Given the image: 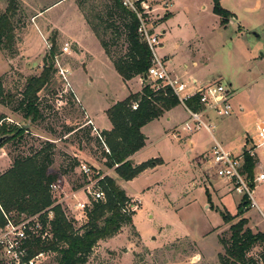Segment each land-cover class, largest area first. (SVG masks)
<instances>
[{
	"label": "rangeland",
	"instance_id": "1",
	"mask_svg": "<svg viewBox=\"0 0 264 264\" xmlns=\"http://www.w3.org/2000/svg\"><path fill=\"white\" fill-rule=\"evenodd\" d=\"M58 1L0 0V14L10 7L12 17L9 18L13 26L10 48H1V53L19 54L21 48L27 51L25 43L43 53L42 65L38 63L35 67L37 62H31L34 67L29 68L26 66L29 61L20 59L15 62L16 67L5 73L3 83L10 101L0 106V116L4 117L0 129L2 125L10 131L28 123L29 126L22 137L0 148V174L6 172L14 160L30 157L52 145L48 151L52 162L48 172L61 178L60 187L56 185L57 189L51 191V206L32 215L19 214L17 217L16 213H7L6 217L14 222L31 218L38 222L36 244L28 251L30 255L33 252L41 255L38 264H58L59 254L46 249L53 240L49 224L53 219L51 209L60 206L74 231L80 233L86 221V211L91 207L85 190L91 189L101 178L108 177L114 179L130 200L126 208L134 212L132 225L123 227L110 239L99 241L85 264H219L218 255L224 253L223 243H230L229 228L242 218L236 217L242 199L229 192L223 196L218 188L224 189L225 186L201 161L203 155H211L213 138L203 130L187 135L179 128L180 139H173L170 134L172 128L180 126L186 118L184 110L178 108L170 122L162 118L142 128L145 144L132 158L134 164L149 160H160L161 163L156 161L153 168L143 171L131 181L118 179L113 169L103 165L105 148L95 130L100 133L103 128H110L106 111L129 94L139 92L145 83L140 85L137 79L129 83L122 81L103 55L95 36H88L84 29L87 26L92 33L87 20L92 21L107 31L106 41L114 58L126 53L123 23L109 0H65L59 3L44 12L42 19H58L63 34L72 39L67 42L56 40V29H47L44 42L38 36L33 41L28 37L29 42H26V28L31 23V16ZM209 2L178 0L176 9L179 14L171 22L174 31L169 39L165 37L161 41L164 49L170 46L177 66L186 64L188 69L194 70L192 62H196L198 76L209 79L210 83L219 81L233 92L230 117L219 118L206 113L203 119L214 126L212 136L215 140L225 150L239 155L243 144L248 141V147L250 142L253 144L256 141V126L264 125V59L259 56L260 52L264 53V0H219L221 8L231 11L236 18L235 23L230 22L232 19L228 20L227 25L221 26L222 29H216L218 19L211 17L206 9H199L201 5L208 6ZM149 5L154 9L153 2ZM179 5L191 7L181 9ZM155 8L157 11L146 16L154 29L160 25L163 14L158 4ZM184 13L187 19L182 15ZM197 14L198 17L194 18ZM192 28L195 33L191 32ZM112 32L116 37H111ZM52 41L55 45V72L38 93L41 118L31 123L23 117L19 103L26 79L39 76L44 69L43 60L50 54ZM64 44L69 45L67 54L61 50ZM161 49H156L159 57L163 54ZM55 62L68 70L67 80L73 93L58 74ZM202 62L207 64L205 68L200 66ZM4 70L6 66L0 61V74ZM85 113L93 119L94 125L89 124ZM189 141L193 146L188 144ZM255 154L257 159L256 155L253 158L257 168L254 174L258 175L261 169L264 170V146L258 148ZM80 164L92 170L89 178L81 172ZM256 188H260L264 196V182L256 184ZM71 192L81 196L75 199ZM256 192L259 190L253 191V197L257 196ZM77 202L88 205L83 210H74L72 207ZM248 209L251 208H246L245 212ZM221 213L229 215L232 220L225 224ZM3 226H0V233ZM37 246L41 247L38 251ZM263 252L264 243H260L246 256L258 259ZM1 258L0 255V260H3Z\"/></svg>",
	"mask_w": 264,
	"mask_h": 264
},
{
	"label": "trees",
	"instance_id": "2",
	"mask_svg": "<svg viewBox=\"0 0 264 264\" xmlns=\"http://www.w3.org/2000/svg\"><path fill=\"white\" fill-rule=\"evenodd\" d=\"M14 1V0H11ZM118 11L125 31L126 53L114 58L106 41L107 31L99 25L87 20L90 29L99 42L104 54L110 60L113 68L122 81H129L135 77L143 79L145 85L136 93L129 94L125 99L115 103L106 111V116L111 124L110 131H102L104 166L113 169L118 179L131 181L143 171L153 168L160 160H149L134 165L129 159L145 144V136L141 128L150 122L159 119L165 112L179 105L178 100L168 88L155 90L149 81L144 79L150 67L151 53L147 44L141 40L137 33L139 22L134 14L125 9L120 0H109ZM212 13L219 17L220 25L225 26L228 20L234 16L222 9L219 0H212ZM12 12L10 7L0 14V49H9L13 41V26L10 22ZM169 18V14L161 20ZM111 37H116L112 32ZM9 44V45H8ZM55 45L52 41L50 54L44 57V69L39 76H31L26 79L19 107L23 110V117L34 123L41 118L38 93L47 85L55 70L53 68ZM3 79L0 78V105H5L10 100L3 87ZM187 107L198 110L196 97L187 102ZM135 107V108H134ZM4 117L0 116V122ZM24 125L7 130L2 125L0 137L7 139L0 148L16 138L22 137L27 131ZM103 145V144H102ZM45 150L22 159L14 160L12 166L0 174V226L5 224L4 215L7 213L36 214L52 205L50 185L55 183L58 176L48 172L52 164L48 151ZM244 156V171L250 177L253 175L255 159L246 151ZM99 185L104 192V201H91V207L86 211V221L81 227V232H75L70 221L66 220L61 207L51 209L53 219L50 221L53 240L47 244V248L59 254L58 264H85L86 258L92 253L99 241H104L116 236L125 226L132 225L134 212L127 211L126 205L130 200L125 192L120 189L114 179L104 177ZM247 202L243 199L237 207L236 217L245 213ZM226 224L232 220L227 214H220ZM19 220V219H18ZM247 221L241 218L230 226V243L224 245V253L218 255L219 264H264V252L258 259L247 257V253L257 244L264 243V235L253 234L246 228ZM41 247L37 246V251Z\"/></svg>",
	"mask_w": 264,
	"mask_h": 264
},
{
	"label": "built area",
	"instance_id": "3",
	"mask_svg": "<svg viewBox=\"0 0 264 264\" xmlns=\"http://www.w3.org/2000/svg\"><path fill=\"white\" fill-rule=\"evenodd\" d=\"M121 5L129 12L134 14L139 22L137 33L141 40L144 41L151 53L150 67L145 75L151 87L155 90L168 88L172 95L176 97L179 105L184 108L187 113V119L182 123L181 129L187 134H194L201 130L206 131L210 135L214 126L207 123L203 116L206 113H212L216 117L224 118L230 116L232 108L230 105V98L233 92L225 88L219 82H213L204 87H199L195 82L191 84L192 88L189 89L188 85L182 82L176 76L171 75L167 69V60L161 58L156 53V49L160 46V33L156 32L154 25L147 22V15L154 12L158 0H120ZM150 2L154 3L153 7L149 5ZM162 8L166 9V4ZM64 54L69 52V45L64 44L61 48ZM56 67L58 74L64 80L67 88L73 93V90L68 83L67 75L68 70L62 68L57 62ZM143 83V79L141 78ZM196 97V103L199 106L198 110H193L187 107V102ZM135 108V107H134ZM91 124V121H89ZM178 129H175L177 131ZM178 133V132H177ZM97 138L101 141L106 149L101 132L95 130ZM173 137H178L173 132ZM256 141L253 142L250 149L244 150L246 153L255 157V150L264 146V125L256 126ZM107 150V149H106ZM240 155H233L226 151L218 142L214 140V145L211 148L210 156H202L201 161L205 163L210 170L213 171L215 176L225 185L229 193H235L247 202V207L256 208V203L253 197V191L258 183L264 182V173H259L257 176L250 177L244 171V156L243 152ZM79 168L86 178L92 175V170L84 164H80ZM101 178L100 180H102ZM98 180L93 187L87 188L86 195L89 201H104L105 195L101 189ZM57 189L55 183L50 185V191ZM86 203H77L75 205L77 210H83L87 207ZM127 206V205H126ZM133 212V210H129ZM6 218V223L0 233V255L2 256L0 264H38L40 254L33 252L30 255L29 247L36 244V229H39V223L34 219H24L14 222L13 219ZM5 261V262H4Z\"/></svg>",
	"mask_w": 264,
	"mask_h": 264
},
{
	"label": "crops",
	"instance_id": "4",
	"mask_svg": "<svg viewBox=\"0 0 264 264\" xmlns=\"http://www.w3.org/2000/svg\"><path fill=\"white\" fill-rule=\"evenodd\" d=\"M23 1V0H21ZM65 0H60L48 7H45L43 11H39L36 13H34L33 16H31V23L28 24L27 28H26V33L28 34L26 39L28 37H31L30 39L33 41V38L36 39V36L40 37L42 39V41L44 42L46 39H47V32L48 30L47 29H56L57 31V38L56 40H62V41H65L67 42L68 39H72V37H66L64 34H63V30H62V26L59 22L58 19H53V18H50V17H47L45 19H42V17H44V12L50 10L51 8H53L54 6L58 5L59 3L61 2H64ZM176 3H178V0H158V5L160 6L159 9L163 10V14H161L160 17H163L164 15L166 14H169V18L167 19H163L160 23L159 26L156 27V32L157 30H160V46L158 48V51H160V48L162 47V52L163 54L161 55V58H164L167 60V69L168 71L171 73V75L173 76H176L177 78H179L182 82H184L185 84L188 85L189 89L192 88L191 84H193L194 82L199 86V87H204V86H207L208 84H210V80L209 79H205L204 77H200L198 76L197 72L196 71H199L198 69V65L196 62H192V66L195 68L194 70L193 69H188V66L186 64H184L182 67L181 66H177L176 63H174L173 61V55H172V50L169 49L170 46L168 45L166 47V49H164V44H163V41H161L162 38H167L169 39L171 37V33L174 31V29L171 27V22L176 19L177 15L179 14V11H177V7H176ZM163 4H166V9L162 8ZM180 8L182 9H188L189 7L191 6H182V5H179ZM212 7H213V4H212V0H210V2L208 3V6H204V5H201L199 7L200 10H207V13H209L211 15V17H213L214 19H218L219 21V25L216 27V29H222L221 25H220V20H219V17H217L216 15H214L212 13ZM156 9V8H155ZM195 11H197L196 7L194 8ZM157 11V9H156ZM159 11V10H158ZM188 11V10H187ZM228 11V10H227ZM229 13H231L234 18L230 21V22H236V18H235V15L231 12V11H228ZM184 17H185V13L182 14ZM199 14L197 15H194L193 17L194 18H197ZM192 16H190L189 18H191V20L193 19ZM187 19V16L185 17ZM192 22V21H191ZM31 24V25H30ZM228 24V23H227ZM226 24V25H227ZM83 28V27H82ZM238 28H242L241 26H238ZM84 29L86 30V33L88 36H91L93 35L87 26H84ZM244 29V28H243ZM187 30V29H185ZM197 30V29H196ZM240 31V29H238ZM191 32H194L195 33V29L192 28L191 29ZM37 34V35H36ZM97 40V39H96ZM54 41V40H53ZM26 42H29L28 40ZM99 43V42H98ZM26 44V50H22L21 48V51L18 53H13V54H2L1 53V50H0V61H2L5 66H6V70H4V72L2 74H0V78H4L5 79V73L6 71H10L12 69L13 66H15V62L17 60H20V59H26L27 61H29L27 63V67H31L33 68L34 65L35 67L38 66V63H41L42 65V58H43V53L41 52V50H37L36 48L37 47H34L33 49L29 48V45L27 43ZM18 45V44H17ZM100 45V44H99ZM101 47V46H100ZM25 49V48H23ZM102 50V48H101ZM3 52H7L5 51L4 49L2 50ZM81 53V52H80ZM102 53L103 55L106 57V59L110 62V60L107 58V56L104 54L103 50H102ZM259 56L260 58L264 59V53L263 52H260L259 53ZM31 62H34L37 64H32ZM111 63V62H110ZM203 63V62H202ZM112 64V63H111ZM203 65V66H202ZM206 63H203V64H200L201 67L205 68L206 67ZM113 66V65H112ZM16 67V66H15ZM38 70V69H37ZM10 73V72H9ZM211 75L213 76H219V74H216V73H212ZM139 80L140 82V85H142V81H141V78L140 77H135L129 81H125V83H129L131 82L132 80ZM233 83L235 82V80L233 78H229ZM216 82V81H215ZM219 82V81H217ZM3 87L5 88V83H3ZM2 106V105H0ZM183 109L184 108L180 105L174 107L173 109L165 112L159 119H162V118H165L166 121L170 122L171 119L173 118L172 115H173V112L176 110V109ZM185 114H186V118L182 121L185 122L186 119H187V113L186 111L184 110ZM86 115V113H85ZM87 118L89 119V121H91V124L94 125L93 123V119H91L88 115H86ZM230 117V116H228ZM157 119V120H159ZM157 120H154V121H157ZM153 122V121H152ZM110 123V122H109ZM151 123V122H150ZM182 123L180 124V126L176 125L174 126L172 129V131L170 132L171 136L174 133H176L178 135V137H173V139L177 140V139H180L181 137V134H180V127L182 125ZM213 126V125H212ZM111 124H110V128H103L102 131H110L111 130ZM143 128V127H142ZM141 128V130H142ZM180 128V129H179ZM175 129H178L177 131H175ZM202 131V130H201ZM204 131V130H203ZM178 132V133H177ZM184 132V131H183ZM206 132V131H205ZM198 133V132H197ZM207 133V132H206ZM184 134H187L186 132H184ZM195 134V133H194ZM209 134V133H207ZM187 135H192V134H187ZM210 135V134H209ZM212 138H213V141L215 140V138L212 136V134L210 135ZM184 138H187L185 136H183ZM216 141V140H215ZM217 142V141H216ZM248 142V141H247ZM247 142L246 144H243V149H241L242 151L244 150H247V149H250L252 147V142H250V145L248 147H246L247 145ZM219 143V142H218ZM190 146H193V143L191 141H189L188 143ZM220 144V143H219ZM221 145V144H220ZM226 145H229V144H226ZM225 145V146H226ZM223 147V146H222ZM257 150V149H256ZM255 150V151H256ZM227 151V150H226ZM241 151V152H242ZM229 152V151H228ZM240 152V153H241ZM231 153V152H230ZM240 155V154H239ZM256 155V154H255ZM204 156V155H203ZM132 158H133V155L129 158L131 160V162L133 163L132 161ZM256 159H257V155H256ZM134 164V163H133ZM134 165H138V164H134ZM257 163H255V167L253 169V176H257L254 174V171L256 170L257 168ZM259 173H264V170L261 169V171ZM258 173V174H259ZM60 179L61 178H58L57 181L55 182V184L58 186V188L60 187L58 184L60 182ZM220 184L224 185L221 181H219ZM225 186V185H224ZM220 190V192L222 193L223 196H226V194L228 193L226 187L224 189H222L221 187L218 188ZM255 189L259 190V192L257 194L256 197H254V200H255V203H256V208H251V209H248V211H246L243 215H242V218L246 219L247 221V225H246V228L249 229L253 234H262L264 235V196H263V192L260 193V188H254V191ZM72 191V190H71ZM72 193V196L75 198L77 196H81V194H78V193H74V192H71ZM226 193V194H225ZM70 195V194H69ZM66 194V196H69ZM76 199V198H75ZM224 199V198H223ZM79 200V199H78ZM135 201H138L139 200H135ZM240 202V200H239ZM79 203V202H77ZM76 203V204H77ZM73 205V209L74 210H77L75 205ZM207 207V206H206ZM248 208V207H247Z\"/></svg>",
	"mask_w": 264,
	"mask_h": 264
},
{
	"label": "water",
	"instance_id": "5",
	"mask_svg": "<svg viewBox=\"0 0 264 264\" xmlns=\"http://www.w3.org/2000/svg\"><path fill=\"white\" fill-rule=\"evenodd\" d=\"M144 79H146V77H144ZM28 126H29V123L26 124V125H24L23 128L26 130V129L28 128ZM6 139H7L6 136H2V137H0V146L5 142Z\"/></svg>",
	"mask_w": 264,
	"mask_h": 264
}]
</instances>
